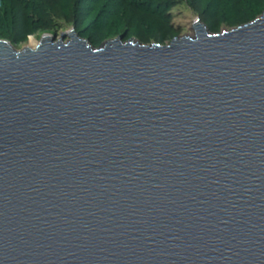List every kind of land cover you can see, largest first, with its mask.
I'll list each match as a JSON object with an SVG mask.
<instances>
[{"label":"water","instance_id":"water-1","mask_svg":"<svg viewBox=\"0 0 264 264\" xmlns=\"http://www.w3.org/2000/svg\"><path fill=\"white\" fill-rule=\"evenodd\" d=\"M192 31L0 40V264H264V13Z\"/></svg>","mask_w":264,"mask_h":264},{"label":"rangeland","instance_id":"rangeland-1","mask_svg":"<svg viewBox=\"0 0 264 264\" xmlns=\"http://www.w3.org/2000/svg\"><path fill=\"white\" fill-rule=\"evenodd\" d=\"M5 1L9 2L0 0L1 5L11 4ZM165 1L168 5L162 18L132 5H125L117 16L105 24L99 16L108 0H45L38 6L37 11L40 12L35 14L31 8L25 10L32 21L23 30L19 29L20 32H12L11 35L9 29L0 22V40L9 42L19 51L37 45L45 35H52L55 40H59L62 33L74 30L92 48H98L119 36H123V42L166 46L175 37H192V22L195 19H199L209 33L216 34L248 24L264 13V0Z\"/></svg>","mask_w":264,"mask_h":264},{"label":"trees","instance_id":"trees-1","mask_svg":"<svg viewBox=\"0 0 264 264\" xmlns=\"http://www.w3.org/2000/svg\"><path fill=\"white\" fill-rule=\"evenodd\" d=\"M32 1L9 0V2L8 1H5V2L11 3V4L5 5L4 3H2L1 5L0 3L1 25H4L5 27H7L11 35L14 32H20L18 31L19 29L23 30V28L27 27L30 24V21H32L28 19L29 17L25 13V10L28 8H31L32 10H34L33 13L35 14L36 12H40V11H37L38 6L41 2L45 0H32ZM125 5H129V6L132 5L140 9L141 11H145L150 14H155L157 18H162L165 8L168 4L165 0H156L154 2H146V0H143V1L129 0V2H127V0H108L104 9L100 12L101 15L99 16V19L103 20L105 24L109 23L113 17L118 15V12L120 11L121 7Z\"/></svg>","mask_w":264,"mask_h":264},{"label":"bare ground","instance_id":"bare-ground-1","mask_svg":"<svg viewBox=\"0 0 264 264\" xmlns=\"http://www.w3.org/2000/svg\"><path fill=\"white\" fill-rule=\"evenodd\" d=\"M34 47V46H33ZM33 47H31V48H33Z\"/></svg>","mask_w":264,"mask_h":264}]
</instances>
